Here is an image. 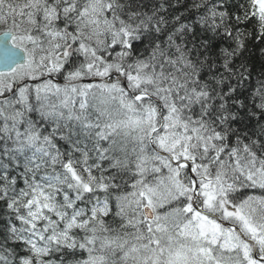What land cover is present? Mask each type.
Here are the masks:
<instances>
[{"label": "snow or ice", "instance_id": "6c2138e0", "mask_svg": "<svg viewBox=\"0 0 264 264\" xmlns=\"http://www.w3.org/2000/svg\"><path fill=\"white\" fill-rule=\"evenodd\" d=\"M0 264H264V0H0Z\"/></svg>", "mask_w": 264, "mask_h": 264}]
</instances>
